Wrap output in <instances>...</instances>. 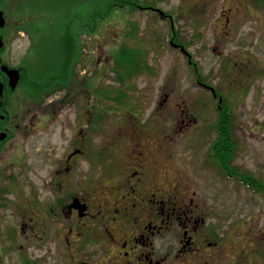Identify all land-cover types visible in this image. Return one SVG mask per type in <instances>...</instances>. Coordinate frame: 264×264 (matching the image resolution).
Listing matches in <instances>:
<instances>
[{
  "label": "flooded vegetation",
  "instance_id": "obj_1",
  "mask_svg": "<svg viewBox=\"0 0 264 264\" xmlns=\"http://www.w3.org/2000/svg\"><path fill=\"white\" fill-rule=\"evenodd\" d=\"M232 3L218 19L227 14L224 26L218 28V42L239 36L241 82H251L264 76V0ZM213 5L202 4L195 17L197 30ZM250 18L256 20L251 26ZM161 19L171 23L169 44L192 64L170 15ZM3 48L4 44L0 48V264H264V224L259 226L258 216H233L227 208L220 210L225 206L202 201L199 193L186 187L162 127L142 129L137 116L130 121L127 117L128 122L116 124L112 134L105 141L102 138L95 154L87 123L98 133V115L84 118L77 135L65 134L64 103L87 107L88 93L93 95L88 85L81 84L83 78L72 77L70 69L64 96L49 100V109L32 104L31 110L23 100L26 92L18 90L22 69L16 68L20 79L13 89L1 71L7 65ZM196 84L210 92L213 101L223 103L219 95L213 97L207 80ZM104 93L95 97L102 99ZM35 94L30 96H39L37 90ZM10 97L16 106H11ZM60 138L64 144L57 143ZM213 142L210 157L222 152L213 146L216 139ZM235 144L233 140L225 147L226 155L221 157L231 156ZM219 170L250 195L264 199V183L258 178H244L249 175L241 169L231 172L235 174ZM209 191L213 200L215 192ZM246 205L230 207L243 211Z\"/></svg>",
  "mask_w": 264,
  "mask_h": 264
},
{
  "label": "rangeland",
  "instance_id": "obj_2",
  "mask_svg": "<svg viewBox=\"0 0 264 264\" xmlns=\"http://www.w3.org/2000/svg\"><path fill=\"white\" fill-rule=\"evenodd\" d=\"M112 1L0 0L6 20V26L0 29L5 47L2 55L5 64L21 68L24 73L18 90L26 92V107L32 110V104H36L51 108L49 100L64 96L71 69L72 77H82L80 82H85L81 84L88 85L93 95L88 93L87 107L80 102L77 106L64 103L65 134L77 135L84 118L98 115V133L92 132L87 123L92 151L98 154L102 138L105 141L116 124L128 122L127 117L130 121L137 116L142 129L159 131L162 127L175 153L178 172L182 174L180 181L186 187L199 193L202 201H214L218 208L225 206L220 210L227 208L233 216H258L259 226L263 225L264 199L250 195L219 170L231 173L241 169L249 175L244 174V178L255 177L264 183V76L241 82V59L236 55L241 45L239 36L218 42V28L224 26L227 14L218 19L233 0H134L138 7L146 9L116 6L106 15ZM205 1L215 5L210 13L203 9V24L197 30L195 17ZM119 2L123 1L116 0V4ZM153 8L170 15L178 39L192 55L193 66L169 46L171 23L161 20ZM253 22L256 20L250 18L248 25ZM127 65L124 71L118 67ZM197 76L207 80L223 103L213 101L210 92L196 85ZM45 80L54 82L46 86ZM36 90L39 96H30L36 95ZM103 91L102 99L95 97ZM12 98L11 106H16ZM216 106L226 107L234 118L230 124L236 146L227 159L221 157L226 155L224 151L216 157H210L208 152L210 144L220 136L215 124L221 113ZM13 112L17 113L15 109ZM44 127L46 132L51 129ZM63 140L57 143L64 144ZM209 190L215 192L213 200ZM243 203L247 204L243 211L230 207Z\"/></svg>",
  "mask_w": 264,
  "mask_h": 264
},
{
  "label": "trees",
  "instance_id": "obj_3",
  "mask_svg": "<svg viewBox=\"0 0 264 264\" xmlns=\"http://www.w3.org/2000/svg\"><path fill=\"white\" fill-rule=\"evenodd\" d=\"M120 1H123V2H119L120 4H116V0H113L110 4H109V8L108 10L106 11V15L109 13V11H111L114 7L118 6L119 8H123L124 6L128 5V6H131L133 8H138V6L136 5V1L134 0H120ZM122 3V4H121ZM62 40V38L60 39ZM71 42V41H70ZM59 44H61V42L59 41L58 42ZM66 46V45H65ZM68 46V45H67ZM69 51V48L66 47ZM71 48V47H70ZM126 50V49H125ZM128 50V49H127ZM72 59V58H71ZM73 62V61H72ZM120 67L121 69H123V71L125 69H128L129 68V65L127 66H118ZM195 73L197 72L196 69H194ZM124 73V72H123ZM62 74V75H61ZM59 75H61L60 79L63 78V73H61ZM118 74V73H117ZM121 74V73H119ZM125 74V73H124ZM119 76V75H118ZM121 76H123V74H121ZM59 78V77H58ZM120 78V77H119ZM198 78V77H197ZM57 79V78H56ZM121 79V78H120ZM200 79V78H198ZM54 80V79H52ZM54 81H49V80H45V83L44 84H47V85H52ZM226 107L222 108L221 110L217 108L218 112H220L221 114H219V117H218V121L217 123L215 124V128L217 130V132L219 133V137L217 138L216 140V143L214 144V146L221 151L224 150L225 147H227L228 145L231 146V142L233 141L232 140V126H231V122L233 121V118H232V115L233 114H229L230 112L227 111L225 109ZM219 141H221L222 143H219Z\"/></svg>",
  "mask_w": 264,
  "mask_h": 264
},
{
  "label": "water",
  "instance_id": "obj_4",
  "mask_svg": "<svg viewBox=\"0 0 264 264\" xmlns=\"http://www.w3.org/2000/svg\"><path fill=\"white\" fill-rule=\"evenodd\" d=\"M159 13L162 14L161 12H159ZM5 23H6V21L4 18V14L0 10V28H3ZM1 47H2V41L0 40V48ZM181 50H183V48H181ZM1 71L7 75L10 88H12V89L15 88L18 81H19V76H20L19 72L17 70H14V69H9L6 66L1 67ZM1 93H2V86L0 85V95H1Z\"/></svg>",
  "mask_w": 264,
  "mask_h": 264
}]
</instances>
